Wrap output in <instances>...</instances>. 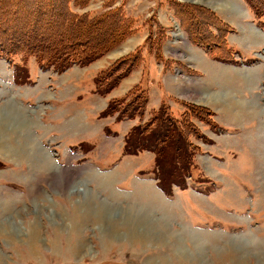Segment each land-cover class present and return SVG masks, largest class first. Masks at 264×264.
I'll return each instance as SVG.
<instances>
[{
	"label": "rangeland",
	"instance_id": "374dc122",
	"mask_svg": "<svg viewBox=\"0 0 264 264\" xmlns=\"http://www.w3.org/2000/svg\"><path fill=\"white\" fill-rule=\"evenodd\" d=\"M47 2L0 0V42L48 43L62 26L39 21L29 30L25 18L3 16L9 7L18 12L17 3L40 4L44 11ZM84 2L71 9L95 16L120 7L133 19V33L83 69L81 83L58 80L34 56L19 53L8 63L0 54V264H264V29L249 17L244 0ZM60 5L54 0L53 11L62 12ZM210 11L234 26L227 36L237 50L230 76L203 62L183 27V15ZM116 14L64 36L102 43L116 32L110 24ZM150 28L163 30L162 52L172 59L163 79L176 93L163 98L174 115L184 107L178 99L215 107L222 118L220 129L191 119L208 143L188 136L194 148L185 188L163 186L152 151L124 152L134 123L145 125L159 107L158 83L148 78L143 115L133 120L100 116L107 99L89 91L91 73L132 52ZM141 56L149 76L156 60L145 45ZM16 64L28 69L26 84L14 79ZM59 94L65 99L55 105ZM7 106L20 118H7Z\"/></svg>",
	"mask_w": 264,
	"mask_h": 264
},
{
	"label": "trees",
	"instance_id": "16d2710c",
	"mask_svg": "<svg viewBox=\"0 0 264 264\" xmlns=\"http://www.w3.org/2000/svg\"><path fill=\"white\" fill-rule=\"evenodd\" d=\"M46 1L48 2L45 9H42L44 11L40 10V4H34L29 7L19 3L15 5L18 10L16 13H12L11 7H9L8 11L4 10L3 16L25 18L27 22H30L29 30L31 27L36 28V23L39 21H50L54 25L59 24L62 26L54 28V33H52V37L50 36L47 39L48 43L46 44L42 42L38 44L30 42L21 45L9 42L7 45H4L0 42V54H3L9 63L12 62L15 55L20 53L24 58L34 56L37 64L42 69L52 68L56 72H62L74 64L84 66L104 56L119 42L124 41L133 33V19L126 16L120 10V7L109 9L100 15L90 16L89 13L79 14L71 9L72 5L73 7L77 5L83 7L86 5L84 0H60V4H62L60 6L63 11L57 13L53 11L55 8L54 0ZM244 2L252 12L256 23L262 26L264 24L262 21L264 16V0H244ZM115 13H117V18H115L116 24L112 22L110 24L115 26L116 32L102 43L78 38L73 34L64 36L67 30L77 32L85 22L100 20L103 23V19L107 20L110 15L114 18ZM189 14L190 19L187 15H183V20L187 21V25L183 24V27L188 31L190 35L188 37L191 42L202 46L206 53L215 60L223 62L234 61L233 55L235 51L229 46L226 39V35L232 31V27L211 11L207 12L208 15L206 16L194 13L193 15L192 13ZM210 28H216L217 31H213ZM56 33L61 34L59 38L56 37ZM11 36L15 37L12 34L8 38ZM163 37L164 33L162 29L155 34L151 28L148 29V34L141 45L137 46L127 55L113 61L95 75L94 92L107 95L112 89L117 87L126 75L142 63L141 49L144 45L149 53H153L155 60L161 61L165 65L168 59L162 53ZM42 39H44V35H42ZM27 72L28 69L26 67L16 64L14 66V79L16 82H28ZM144 77L124 96L110 99L106 108L100 113V116L115 115V120L117 121L134 119L136 117L140 119L143 115L148 96V76L144 75ZM174 101L177 104L179 103L181 107L184 106L178 117L172 112L168 101L163 100L152 114V118L145 125L135 124L124 138L125 153L136 154L141 150H150L155 153L154 162L157 173H160V181L168 190L170 189L171 182L181 188L186 187L185 175H189L190 149L194 148V145L188 140V136L193 135L198 139L206 141L204 135L199 133L198 127L191 119L196 118L211 128L216 127V123L212 118L213 112L209 108L183 102L178 99H174Z\"/></svg>",
	"mask_w": 264,
	"mask_h": 264
},
{
	"label": "crops",
	"instance_id": "0c3cea01",
	"mask_svg": "<svg viewBox=\"0 0 264 264\" xmlns=\"http://www.w3.org/2000/svg\"><path fill=\"white\" fill-rule=\"evenodd\" d=\"M248 9V8H247ZM248 13L250 14V16L249 17H251V18H253V20H254V17H253V14H252V12L250 11V10H248ZM217 16V15H216ZM219 17V16H218ZM219 18H221V17H219ZM222 19V18H221ZM223 20V19H222ZM224 22H225V20H223ZM255 21V20H254ZM263 21H264V16H263ZM226 23L227 24H229L233 29H234V26H232L230 23H228L227 21H226ZM249 28V27H248ZM263 29H264V27H262ZM250 29V28H249ZM253 29V28H252ZM233 31V30H232ZM232 31H230L229 32V34L230 33H232ZM252 32H253V30H252ZM255 32V31H254ZM264 32V31H263ZM263 32H261V33H263ZM240 33H242V32H240ZM260 35H264V34H260ZM228 34L226 35V39H227V41H228V44H229V46H231L233 49H234V51H236L237 52V50H236V47L234 48V46L233 45H231L230 43H229V39H228ZM262 37H264V36H262ZM188 39H190L189 37H187ZM189 42H191V40H189ZM138 46V45H137ZM190 46L199 54V55H201L202 56V58L205 60V61H203L204 63L205 62H207V63H209V64H212L213 66H215V67H217L220 71H222L221 73L224 75V74H227V75H229L228 73V71H230V70H233V69H235V64H237V63H226V62H220V61H217V60H215V59H213L212 57H210L207 53H206V51L204 50V48L202 47V46H200V45H197V44H194L193 42H191V44H190ZM124 48H126V46L124 47ZM127 49V48H126ZM107 55V54H106ZM105 55V56H106ZM105 56H103L102 58H104ZM102 58H99V59H97V60H95V61H93V62H91L90 64H88V65H85V66H80V65H72L71 67H69V68H67L66 70H64V71H62V72H59V73H57L58 74V80H59V78L60 77H66L67 79H68V82H73V83H75V82H78V83H81L82 81H83V79L85 78V71H82L83 69H87L89 66H91L93 63H95V62H97V61H100ZM168 58V60L169 59H171L170 57H167ZM172 60V59H171ZM111 62L109 61L108 62V64H107V66L110 64ZM155 64H154V68H153V70H151L150 71V73H149V76H148V78H149V82H150V85H154V84H156V83H158V86H159V93L161 92V94H160V99H159V105H160V103L164 100V98L163 97H165L166 98V96L168 95H171V94H169V93H172V94H174L175 95V93H176V91H174L175 89H176V87L173 85V84H171V87H170V85L169 84H166V82H168V80L169 79H166V81L163 79V74H164V72L166 71V69L167 68H169V63L170 62H168L167 61V63L164 65V64H162V62L161 61H158V60H156L155 62H154ZM157 63H161V67H160V69H157V66H156V64ZM206 63V64H207ZM143 64V63H142ZM142 64H140L139 66H137L136 68H134L128 75H126L123 79H122V81L120 82V84L117 86V87H115L114 89H112L107 95H101V94H98V93H96V92H94V87H95V85H94V81H93V79H94V76L96 75V73L97 72H99L100 70H102V69H104L105 67H101V69H99L97 72H92L91 73V75L89 76V78H88V80L90 81V88H89V91H90V93H91V96H100V97H104L105 99H107L106 101H105V104H104V106L102 107V108H100V113L102 112V110H104L105 108H106V106H107V104H108V102H109V100L110 99H113V98H119V97H122V96H124L133 86H135L136 84H138L140 81H141V79L144 77V75H145V67L144 66H142ZM208 65V64H207ZM73 66H76L78 69H79V71H75L76 72V74L75 75H72V73H71V68L73 67ZM106 66V67H107ZM156 67V68H155ZM171 67V66H170ZM208 70H212L213 71V69L211 68V69H208ZM230 76V75H229ZM70 80V81H69ZM148 82V83H149ZM148 86L149 85H147V90L149 91V89H148ZM164 87V88H163ZM165 89H167L168 90V93L166 92V90ZM75 94H76V90H73L72 91V96H71V98L72 97H74L75 96ZM177 96H178V94H176ZM58 97H60V98H62V101H60L58 104L57 103H55V105H61L62 103H63V101H64V99H65V96L64 95H58ZM56 98V97H55ZM168 98V97H167ZM52 103H54V99H53V101H52ZM198 105H201V106H204V107H206V108H209L212 112H213V116H212V118H213V120L215 121V123L216 124H218V126H217V128L216 129H220V127H219V123L218 122H222V118H221V116H220V113H219V109H216L215 107H213L212 109H211V107L212 106H209V105H204V104H198ZM228 111H229V107H225ZM131 120V119H130ZM133 120V119H132ZM136 122H137V119H136ZM134 124H136V123H134ZM133 124V125H134ZM251 123H247V124H245L243 127H241V133H243V135L246 133V132H248L247 131V129H248V125H250ZM245 127H247V129L245 130ZM216 140V142L219 140L218 138H214V141ZM200 142H203V143H208V142H205V140H200ZM209 154V153H208ZM260 157V156H259ZM258 156H257V158H259ZM217 160H218V158L217 157H213L212 156V160L211 161H213V162H217ZM218 163H219V160H218Z\"/></svg>",
	"mask_w": 264,
	"mask_h": 264
},
{
	"label": "bare ground",
	"instance_id": "6f19581e",
	"mask_svg": "<svg viewBox=\"0 0 264 264\" xmlns=\"http://www.w3.org/2000/svg\"><path fill=\"white\" fill-rule=\"evenodd\" d=\"M8 105H9V104H8ZM7 107L9 108V111L7 110L8 112L5 113L6 116H7V118H8V117H10L11 119H12V118H20V115L17 114L16 110H14L12 106H7ZM5 110H6V109H5ZM1 111H3V110H1ZM1 111H0V112H1ZM2 116H4V115H2ZM3 118H4V117H3ZM6 122H7V121H6ZM146 210H147V209L144 207V208H143V212L141 211V214H142V215H145L144 213L146 212ZM160 222H161V221H160ZM160 224H161V223H160ZM162 226H163V225H162ZM32 233H33V231H32ZM160 233H161V232H160ZM33 235H34V234H33ZM157 235H158V234H157ZM160 235H161V234H160ZM161 237H162V236H161Z\"/></svg>",
	"mask_w": 264,
	"mask_h": 264
}]
</instances>
